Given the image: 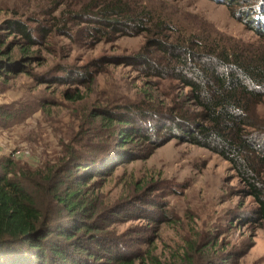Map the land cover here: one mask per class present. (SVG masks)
Here are the masks:
<instances>
[{
	"label": "rangeland",
	"instance_id": "rangeland-1",
	"mask_svg": "<svg viewBox=\"0 0 264 264\" xmlns=\"http://www.w3.org/2000/svg\"><path fill=\"white\" fill-rule=\"evenodd\" d=\"M92 1L0 0V164L11 159L19 168L44 172L62 167L69 148L80 155L84 146L97 144L94 131L100 120H91L95 109L138 104L147 93L159 103L170 105L174 99L197 110L188 101L189 89L178 81L149 77L142 65L129 64L143 57L162 64L156 44L163 39L156 28L142 34L107 31L92 37L85 31L88 25L75 19ZM123 1L152 12L155 22L167 21L175 31H165L164 41L195 36L203 45L227 48L249 59L264 54V35L257 32L263 28L255 22L264 24L260 18L264 0ZM17 17L33 18V27L37 19L56 18L60 21H53L58 23L56 29L67 28L76 39L55 32L47 45L33 49V61H23L24 41L3 28ZM13 64L34 75L8 72L6 66ZM61 66L90 69L92 74L78 84L71 79L66 84L40 83V77L50 78ZM67 92L80 93L83 99L69 100ZM3 111L15 116L8 119ZM255 114L264 122V101ZM95 181L103 185L99 205L109 210L100 220L106 228L100 233L103 241L118 240L132 250L151 251L163 264H264V222L256 215L257 204L246 195L231 165L205 148L173 139L149 159L126 161L111 177ZM135 196L148 210V204L166 205L171 222L155 225L139 219ZM152 211L150 216L158 215V209Z\"/></svg>",
	"mask_w": 264,
	"mask_h": 264
},
{
	"label": "trees",
	"instance_id": "trees-1",
	"mask_svg": "<svg viewBox=\"0 0 264 264\" xmlns=\"http://www.w3.org/2000/svg\"><path fill=\"white\" fill-rule=\"evenodd\" d=\"M97 1L76 13L75 19L88 25L86 33L92 37L106 35L107 31L142 34L155 27L163 39L156 44L162 64L144 57L129 64L142 65L149 77L178 81L189 89L188 101L197 110L174 103V99L170 105L159 103L147 93L138 104L95 109L91 120H100L94 131H98L97 144L84 146L80 155L74 148H67L70 154L62 167L44 172L19 168L11 159L2 162L0 264H163L151 251L132 250L118 240L103 241L100 233L106 228L100 220L109 210L99 205L103 185L94 179L111 177L126 161L149 159L158 147L173 139L205 148L227 161L245 186L246 195L257 204L258 219L264 222V122L255 117V109L264 101V54L249 59L227 48L203 45L195 36L164 41L168 40L164 32L174 33L175 29L167 21L155 22L152 12L123 0ZM260 18L264 23V11ZM53 21L60 23L56 18L37 19L33 27V18L17 17L3 28L21 37L25 44L20 55L30 63L33 49L47 45L55 32L76 39L67 28L57 30L58 23ZM255 22L263 28L257 32L264 35V24ZM140 58L138 55L136 60ZM19 66L5 69L34 75ZM91 74L90 69L61 66L50 78L40 77V83L66 84L71 79L78 84ZM65 96L72 101L83 99L80 93L67 92ZM11 113L3 111L2 115L11 119L15 116ZM140 199H134L139 219H149L155 225L171 222L166 205L148 204V210ZM153 209H158L157 216H150ZM187 248L193 250L192 245Z\"/></svg>",
	"mask_w": 264,
	"mask_h": 264
}]
</instances>
